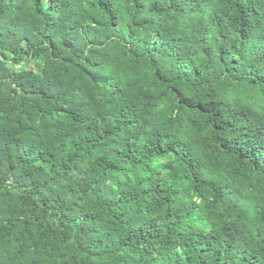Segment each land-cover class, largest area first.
<instances>
[{
	"label": "trees",
	"instance_id": "trees-1",
	"mask_svg": "<svg viewBox=\"0 0 264 264\" xmlns=\"http://www.w3.org/2000/svg\"><path fill=\"white\" fill-rule=\"evenodd\" d=\"M0 264H264V0H0Z\"/></svg>",
	"mask_w": 264,
	"mask_h": 264
}]
</instances>
